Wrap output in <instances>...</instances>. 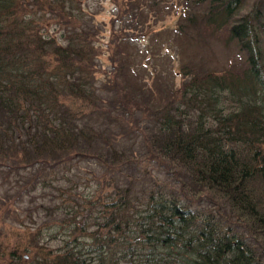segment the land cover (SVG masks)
Listing matches in <instances>:
<instances>
[{"label":"trees","instance_id":"trees-1","mask_svg":"<svg viewBox=\"0 0 264 264\" xmlns=\"http://www.w3.org/2000/svg\"><path fill=\"white\" fill-rule=\"evenodd\" d=\"M86 3L0 0V194L31 230L9 255L264 264V0H116L107 72ZM223 32L243 59L188 55Z\"/></svg>","mask_w":264,"mask_h":264},{"label":"rangeland","instance_id":"rangeland-1","mask_svg":"<svg viewBox=\"0 0 264 264\" xmlns=\"http://www.w3.org/2000/svg\"><path fill=\"white\" fill-rule=\"evenodd\" d=\"M88 6L91 10L98 12L96 16V20L100 23H106L108 30L102 36L100 41L101 49H104V55L102 56V67L104 68V72L108 71V67L110 66L109 57L107 55V47L108 42H110L111 37V20L114 15L117 14V5L116 0H87L85 5L86 8ZM172 7V11L167 17L159 22V24L154 25L157 29H168L175 28L177 22L182 18L183 14V5L181 6L179 3H175L170 5ZM205 8V7H204ZM197 29V27H196ZM192 31H195L192 29ZM196 32V31H195ZM194 32V33H195ZM225 34L223 32L221 34L215 33V35H210L206 38H199L198 41L194 40L195 43L190 45V49L193 53L190 54H199L200 58H203L207 65L212 70L221 71L224 68L226 69L231 64H233L236 60H241L244 57V53L239 50L238 44L234 41L231 44H227L225 41ZM143 46H150L149 37H144L140 41ZM243 53V54H242ZM101 78L105 76L100 74ZM177 81L180 82L181 79L178 76ZM16 182H11L10 185H15ZM2 185V184H0ZM6 188L9 187L8 184H4ZM0 189H3L0 187ZM207 197V196H206ZM6 194H0V264H16L17 261L15 258L10 256V248L12 246L19 245L21 243L28 244L27 234L31 232L30 229L26 228L30 226L29 223L24 222V216L26 213V207L21 208L16 202L13 206L11 204V199L13 201L16 200V195L10 197L11 199L5 202ZM26 200L29 202L31 199L29 196H26ZM7 203L6 206H3ZM28 208L31 207L28 203ZM56 243H52L54 245ZM29 259V257L27 256ZM26 259V260H28Z\"/></svg>","mask_w":264,"mask_h":264}]
</instances>
